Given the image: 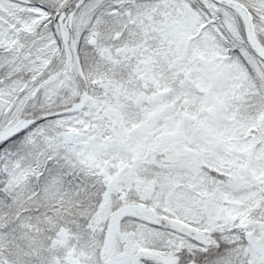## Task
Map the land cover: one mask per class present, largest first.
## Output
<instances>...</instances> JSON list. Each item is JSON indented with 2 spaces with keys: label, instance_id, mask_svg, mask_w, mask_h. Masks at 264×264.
Returning a JSON list of instances; mask_svg holds the SVG:
<instances>
[{
  "label": "snow or ice",
  "instance_id": "obj_1",
  "mask_svg": "<svg viewBox=\"0 0 264 264\" xmlns=\"http://www.w3.org/2000/svg\"><path fill=\"white\" fill-rule=\"evenodd\" d=\"M0 264H264V0H0Z\"/></svg>",
  "mask_w": 264,
  "mask_h": 264
}]
</instances>
